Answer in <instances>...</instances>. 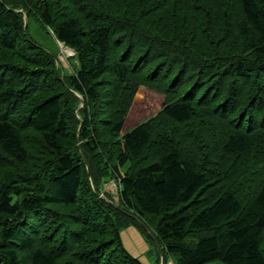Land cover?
Instances as JSON below:
<instances>
[{
    "label": "trees",
    "instance_id": "trees-1",
    "mask_svg": "<svg viewBox=\"0 0 264 264\" xmlns=\"http://www.w3.org/2000/svg\"><path fill=\"white\" fill-rule=\"evenodd\" d=\"M131 226L149 264H264V0H0V264H144Z\"/></svg>",
    "mask_w": 264,
    "mask_h": 264
},
{
    "label": "rangeland",
    "instance_id": "rangeland-1",
    "mask_svg": "<svg viewBox=\"0 0 264 264\" xmlns=\"http://www.w3.org/2000/svg\"><path fill=\"white\" fill-rule=\"evenodd\" d=\"M30 29H31V33H32L33 38L39 44L46 47L48 50L57 53L58 54L57 55L58 56V64L60 66H62L64 69L69 70L70 69L69 58H72L71 57L72 54L69 53L68 51H66L63 46L61 47V44L59 42L54 40L50 29H48V31L50 33V34H48L40 26H38L34 23H33V25L32 24L30 25ZM162 101H163L162 95H160L156 92L150 91L147 88H140L137 91V94H136L135 99H134V104L132 107V111H137L138 113H140V115L138 117H136L135 119H133L132 122L127 124L125 126V130H129L134 124H136V123L140 122L141 120L147 118L148 116L156 113V111L160 108ZM103 189H104V191H106L107 193H109L113 196L116 195V185L112 181L109 182L108 184H106L105 186H103ZM131 228L135 229L140 234L142 239L141 238H139V239H141L142 242L147 245L146 246L144 244L145 249L143 251L145 253V256L142 254V252H140L142 246L139 243H137L139 240L137 239V237L136 238L134 237V235H136V234L131 229L127 230V234H126L127 236L125 235V241H126L125 244H126L127 248L132 253H135V254L137 253L136 254L137 257L139 255H141V259L143 260L142 261L143 263H147V262L149 263L151 258L149 257L148 254L151 253V250H150V249H152L151 244L149 243V241L147 240L145 235L140 232V230H138L136 227H132V226H131ZM129 240L133 244H130ZM171 260L172 259H170L168 257L166 264H168V262ZM206 264H223V263L219 262V261H211V262H208Z\"/></svg>",
    "mask_w": 264,
    "mask_h": 264
},
{
    "label": "crops",
    "instance_id": "crops-1",
    "mask_svg": "<svg viewBox=\"0 0 264 264\" xmlns=\"http://www.w3.org/2000/svg\"><path fill=\"white\" fill-rule=\"evenodd\" d=\"M130 229H131L133 232H135L136 235H134V237H135V238L137 237V239L139 240L137 243H139V244L142 246L140 252H142V254L145 256V253H144V251H143V250L145 249V246H144L145 243L142 242V240H141L142 237L140 236V234H139L135 229H133V228H131V227H128V228H126L125 230H123V231L121 232V238H122L123 244L126 246V244H125V243H126V241H125V235L127 234V230H130ZM126 236H127V235H126ZM139 238H141V239H139ZM129 243H130V244H133L130 240H129ZM142 244H143V245H142ZM145 245H146V244H145ZM146 246H147V245H146ZM126 248H127V246H126ZM129 248H130V247H129ZM127 249H128V248H127ZM134 249H135V248H134ZM134 249H133V250H134ZM128 250H129V249H128ZM129 251H130V250H129ZM130 252H131V251H130ZM131 254L134 255V256H137V255H136L137 253L135 254V253H132V252H131ZM139 256H140V257H139ZM139 256H138V258H139L141 261H143V260L141 259V255H139ZM144 264H149V263L147 262V263H144ZM168 264H174L173 260L169 261Z\"/></svg>",
    "mask_w": 264,
    "mask_h": 264
},
{
    "label": "water",
    "instance_id": "water-1",
    "mask_svg": "<svg viewBox=\"0 0 264 264\" xmlns=\"http://www.w3.org/2000/svg\"><path fill=\"white\" fill-rule=\"evenodd\" d=\"M24 23H25V25L27 24V17L26 16H24ZM61 44V47L63 46L64 47V49H66V50H71L70 48H68V47H66V46H64L62 43H60ZM70 53V52H69ZM71 54H73V51L71 50ZM160 264H163V260H162V258H161V262H160Z\"/></svg>",
    "mask_w": 264,
    "mask_h": 264
},
{
    "label": "bare ground",
    "instance_id": "bare-ground-1",
    "mask_svg": "<svg viewBox=\"0 0 264 264\" xmlns=\"http://www.w3.org/2000/svg\"><path fill=\"white\" fill-rule=\"evenodd\" d=\"M65 50H66V49H65ZM66 51H68V52H70V53H71V50H69V49H68V50H66Z\"/></svg>",
    "mask_w": 264,
    "mask_h": 264
}]
</instances>
